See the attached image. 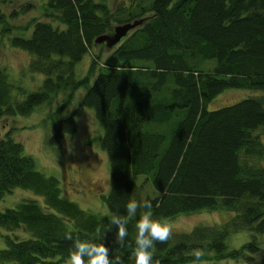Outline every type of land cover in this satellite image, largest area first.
<instances>
[{
  "label": "trees",
  "instance_id": "obj_1",
  "mask_svg": "<svg viewBox=\"0 0 264 264\" xmlns=\"http://www.w3.org/2000/svg\"><path fill=\"white\" fill-rule=\"evenodd\" d=\"M32 6L28 2L22 10ZM42 7L64 25L38 19L14 33L0 10V41L10 34L11 45L30 53L28 69L42 74L37 88L21 89L17 97L0 66V117L29 114L60 91H66V104L87 86L80 104L93 108L103 129L96 140L109 160L110 187L103 199L111 213L127 215L136 173H144L156 191L143 199L152 203L154 218L202 208L234 211L223 223L196 225L173 242H155L153 264H180L200 247L218 259L253 262L260 250L255 236L234 248L226 237L240 229L264 231V166L249 159L264 156V98L207 105L226 88L264 89V0H128L114 11L101 0H45ZM140 17L143 22L111 48L94 41L114 23ZM103 43L108 53L94 77L77 75L76 63ZM76 127L73 113L54 119L48 144H58ZM15 186L41 196L42 204L25 198L0 210L1 228L28 232L4 234L0 264H56L54 256H69L68 234L105 243L110 256L135 264L134 218L122 247L110 217L62 196L58 178L38 169L8 129L0 137V198Z\"/></svg>",
  "mask_w": 264,
  "mask_h": 264
},
{
  "label": "rangeland",
  "instance_id": "obj_2",
  "mask_svg": "<svg viewBox=\"0 0 264 264\" xmlns=\"http://www.w3.org/2000/svg\"><path fill=\"white\" fill-rule=\"evenodd\" d=\"M106 3L111 11L116 10L120 3H128V0H101ZM31 2L34 6L22 10V6ZM45 0H8L0 1V10L5 13L8 24L12 26V32H18L23 27H32L34 21L38 19L52 20L54 24L63 26L64 24L57 20L51 19L43 12V3ZM14 11V12H13ZM16 11V12H15ZM116 22L114 24H117ZM29 28V30H30ZM27 30V32L29 31ZM9 35L3 36L0 41V66H4L8 73V78L16 86L13 93L21 96V89L29 92L37 88L42 80V74L32 72L28 69V62L31 57L30 53L20 47L13 46L9 42ZM107 48L95 46L89 53L85 54L81 60L76 63V74L79 76L88 74L92 79L97 71L103 57L107 55ZM95 66L91 68V62ZM207 61L205 65H209ZM87 86L77 88L68 103H62L66 91H60L52 101H45L36 106L26 115L13 114L0 117V137L8 129L16 140L23 142L25 152L31 154L35 160L38 169L46 174L55 175L59 180L61 195L65 198L75 201L80 207L94 212L100 216L110 217L111 213L103 199L110 187L109 182V160L106 152L100 147L97 137L102 135L103 129L98 123L94 110L87 105H81L80 99ZM23 94V93H22ZM247 96H259L264 98V89L232 87L226 88L212 98L207 107L209 109L217 108L223 105L231 104ZM73 113L76 120V130L73 132H64L62 140L56 145H50L47 142L51 129V123L54 119ZM264 143V132L260 133ZM250 161H255L264 166V156L259 158L253 156ZM134 188L132 199L142 204L146 195L156 193L151 181L146 178L144 173L133 175ZM25 198H35L42 204L41 196H38L30 189L20 186L13 187L6 191L0 198V210L15 206ZM145 211L143 207L138 209L134 218L135 232L137 233L136 223L139 216ZM234 211L226 208L207 209L202 208L193 212H182L174 217L167 218L172 230L170 241H175L181 233L190 231L196 225H212L226 221ZM0 247L5 246L4 234L10 233L14 236V231L21 235H28V232L22 228L16 230H7L1 228ZM255 236L259 243L260 250L253 254V262L247 261L243 257H224L215 258L213 251L200 247L204 252L202 261L196 264H264V231L254 233L248 229H240L231 232L226 237L228 248L239 247L243 243ZM194 249V250H195ZM193 250L190 252L192 254ZM68 257L58 259L56 264H66ZM194 257L180 264H193ZM14 264L13 261L8 262Z\"/></svg>",
  "mask_w": 264,
  "mask_h": 264
},
{
  "label": "clouds",
  "instance_id": "obj_3",
  "mask_svg": "<svg viewBox=\"0 0 264 264\" xmlns=\"http://www.w3.org/2000/svg\"><path fill=\"white\" fill-rule=\"evenodd\" d=\"M141 207L147 211L139 216L136 223L138 231L133 255L135 264H153V251L150 250H154L155 242L166 243L172 235V230L167 219L153 217L150 201H144L141 204L135 199L129 200L126 204L127 215L112 214L110 223L112 226H117L116 243L123 247L128 236L126 225ZM96 232L99 234L101 228L97 227ZM66 239L73 241L66 264H123L120 257L109 255L110 250L105 243H96L88 239L82 240L78 236L73 239L71 234H68ZM192 255L194 257L193 264H196V262L202 261L204 252L202 249H195Z\"/></svg>",
  "mask_w": 264,
  "mask_h": 264
},
{
  "label": "water",
  "instance_id": "obj_4",
  "mask_svg": "<svg viewBox=\"0 0 264 264\" xmlns=\"http://www.w3.org/2000/svg\"><path fill=\"white\" fill-rule=\"evenodd\" d=\"M144 18H135L133 20L124 21L114 25L111 32L101 33L95 37L96 43L104 42L108 48L118 43L122 37L128 34V32L143 22Z\"/></svg>",
  "mask_w": 264,
  "mask_h": 264
}]
</instances>
